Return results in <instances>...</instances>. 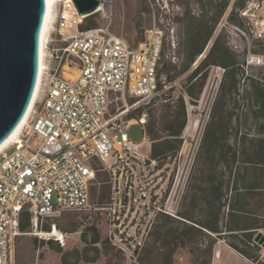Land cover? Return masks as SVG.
Listing matches in <instances>:
<instances>
[{
  "label": "built area",
  "instance_id": "2783aa9c",
  "mask_svg": "<svg viewBox=\"0 0 264 264\" xmlns=\"http://www.w3.org/2000/svg\"><path fill=\"white\" fill-rule=\"evenodd\" d=\"M112 3L100 0L96 13L110 18L112 11L104 8H112ZM263 3L251 0L241 10L249 30L227 20L220 25H230L246 39L248 51L241 64L246 71L264 67ZM57 6L40 94L18 136L0 152V264H13V245L22 233L24 213L36 230L39 221L65 211L107 210L108 238L117 246L135 249L159 212L179 217V191L176 194L169 186L168 167L180 160L181 153L143 161L139 143L129 134L133 124H148V108L161 93L163 51L175 29L155 28L141 41L131 42L114 33L110 24L84 28L86 16L80 15L73 0H58ZM252 37L263 41L262 51L253 50ZM66 65L79 75L64 76ZM95 164L109 174L110 195L107 204L93 207ZM55 228L53 224L52 231Z\"/></svg>",
  "mask_w": 264,
  "mask_h": 264
},
{
  "label": "rangeland",
  "instance_id": "374dc122",
  "mask_svg": "<svg viewBox=\"0 0 264 264\" xmlns=\"http://www.w3.org/2000/svg\"><path fill=\"white\" fill-rule=\"evenodd\" d=\"M212 2L215 3L214 1ZM215 12L216 8L213 4L209 3V0H113L110 18H106L102 13H98L94 21L100 25L110 24L111 30L114 33L124 36L131 42L145 38L149 34V30L173 27L175 35L169 38V43L167 42L168 44L165 49L166 56L164 57L165 61L172 64L173 61L176 62L178 60L173 55L177 56L178 50L182 51L185 48L188 27L191 25L199 31L202 26V20L204 18L208 20ZM261 12L264 17V3ZM227 15L228 13L218 23L215 29L216 33L212 37L213 42L220 31L221 23L226 19ZM256 28H261V25H257ZM221 36L224 46L233 50L238 55L239 60H242L245 55L246 39L241 34L235 33L230 25H227L223 29ZM56 43L54 41L51 47L55 46ZM234 44H237L238 48H234ZM251 44L256 49H262L260 42L253 37L251 38ZM193 67L172 84H167V87L164 88L167 91V95L157 96L153 99L148 108L149 121L147 126L142 127L139 124H133L129 129V134L133 140L139 143L138 150L142 155L141 159L144 161L145 158L152 156V143L147 137V129L151 120H154V117H157L159 126H165L169 129L161 132V135H167L170 140H175L172 139L175 137L171 133L183 124L180 136L182 144L179 150L181 158L174 166L171 163L172 165L168 167L172 171L169 186L170 188L175 187L174 192L176 194L179 191L180 204L178 213H180L184 209L185 196L190 189L191 171L196 162L200 147L203 144L208 124L213 119V113H215V125L212 128L214 136L218 133L223 134L222 130L226 128H229L230 133L242 130L256 133L261 130L262 164H249V168L245 171L243 181L241 182L247 187L257 186V189L247 192L240 199V203H244L248 211V216L238 214L235 221L241 226H244L247 222L252 224L264 223V113L262 112L261 117L253 116L250 113V107L247 102L248 96L254 97L255 86L252 85L253 83L250 79H247V81L243 79L239 86V94L230 91L229 85L222 93L220 84L225 69L222 66L212 64L209 66V77L204 92H202L203 94L199 99H195L186 92L187 85L191 84L188 82L187 75L193 70ZM218 71L220 76L216 77ZM72 72L73 70L69 73ZM244 73L245 76L255 77L262 84V91L264 90V69L253 68L248 71L245 70ZM164 78L165 76H163ZM172 85L175 86V89L171 94L172 96L168 97ZM193 89L196 94H199L200 87L198 84L193 85ZM181 94L184 96L185 110L179 98ZM237 100L238 105L236 104V106L239 108H234V102H237ZM217 101V108L214 111ZM235 113L243 115V126L236 123L235 116L233 117V124L226 125L227 118ZM185 144L189 145L186 153L183 152ZM207 147L212 148V141H209ZM250 154L253 157L254 153L252 151H250ZM254 156L258 158V155ZM206 159H208V155H206ZM219 170L221 169L219 168ZM241 174H243V171ZM235 176H238V173H236L234 168L230 178L231 182L234 181ZM108 178L109 174L101 172L98 178L94 180L91 196L93 207L98 205L102 194L110 192V185L105 181ZM96 212L97 210H92L88 214L87 212L65 211L59 216L46 217L44 220L45 224L48 218L50 222L55 221L66 227L80 224L76 232L62 231L65 235L63 245L57 241H54L53 244H47L41 240V238H52V235H48L46 231L41 229L42 220L39 221L36 230L34 227H29L27 231H22L14 241L12 250L13 264H61L62 253L58 251V247H62L64 250H73L75 248L83 250L84 258L78 264H139V257L143 246L145 244H155V236L151 231L152 229L145 234L143 244L138 247L136 252L134 246L126 245H115L102 249L100 243L97 245L98 250L91 243L86 244L81 239L80 234L83 228L94 224L101 232L103 238L108 236L109 212L107 210L102 214H97ZM196 212V215H202L199 208ZM158 221L159 218L156 216L153 222L156 223ZM90 238L91 234L89 235ZM213 238L216 240L211 253L207 250L210 237L206 235L200 236L197 244L178 247L173 255L172 264H257L230 245L228 240ZM231 240L241 247L248 249L253 254L259 252L261 258L264 259V228L256 229L253 232L252 241L255 246L249 245L247 238L244 240L240 237H235ZM157 245L160 246L159 244ZM197 245L200 249L196 248ZM257 246L260 249H257ZM149 262L150 264H159L156 257L150 259Z\"/></svg>",
  "mask_w": 264,
  "mask_h": 264
},
{
  "label": "trees",
  "instance_id": "16d2710c",
  "mask_svg": "<svg viewBox=\"0 0 264 264\" xmlns=\"http://www.w3.org/2000/svg\"><path fill=\"white\" fill-rule=\"evenodd\" d=\"M214 1L215 3H213ZM251 0H209V3L213 4L216 8L215 14L211 18H204L201 22L202 26L200 30L193 28L191 25L187 29V39L185 42L184 50H178L176 62L168 63L165 61L166 47L164 48L162 55V65L160 67V82L159 89L161 93L158 96L167 95V91L164 89L167 84H172L180 76L189 72L194 63L197 62L196 67L187 75L188 82L186 92L193 98L199 99L204 87L206 85L209 66L214 64L222 66L225 71L220 84V90L223 93L229 85L230 91L239 94L241 80L247 81L250 79L252 85L255 86L254 97L247 98L248 106L250 107V113L255 117H261L264 113V90L262 91V84L256 80L255 77L245 76V68L242 67V63L245 60L247 53V43L244 49L245 55L242 60H239L238 55L224 46L221 33L226 25L221 27L219 33L212 43L211 48L204 57H201L205 52L209 41L214 36L215 29L220 20L228 13L225 20L230 24L243 27L249 30L246 25V21L241 15V10L245 8ZM98 13H94L85 18L83 27L91 28L100 25L94 21ZM205 16V14H204ZM243 22V23H242ZM143 38L135 42L141 41ZM255 39V38H254ZM260 42L261 46L263 41L255 39ZM252 48L255 52H260L262 49ZM262 48V47H261ZM264 69V67H251ZM163 76L165 78L163 79ZM198 84L200 87L199 94L193 89V85ZM175 86L170 88L171 97ZM182 103V107L185 110L184 96H179ZM218 101L214 111L217 108ZM237 102H234V108H239ZM213 119L209 122L206 129L203 144L197 155L196 162L191 171L190 189L185 196V202L182 211L178 213L179 217L159 212V221L153 224L152 232L155 236V244H145L142 248V255L140 253L139 264H150L149 260L153 257L158 259L159 264H172L173 255L178 247L197 244L200 236L210 237V242L207 246V250L211 253L215 238L228 240L229 244L235 249L241 252L243 255L253 260L257 264H264V259L261 258L260 253L253 254L248 249L241 247L236 242L232 241V238L240 237L241 239L247 238L249 245L253 243V232L256 229L264 228V223H246L241 226L236 223L235 218L238 214L248 216V211L245 208L244 203H240V199L249 191L257 189V186L247 187L244 186L243 176L245 171L248 170L249 164H262V132L261 130L256 133L240 131L230 133L229 128L222 130L223 134H216L212 131L213 125H215V113H213ZM236 117V123L243 126V115L231 114L227 118V126L233 124V117ZM154 117L151 120L149 128L147 129V135L152 142V156L160 157L166 154H177L181 148L183 124L174 130L173 135L175 140H170L167 135H161V132L169 130L165 126H159L158 121ZM245 121V120H244ZM209 141H212V148H208ZM250 151L254 155H258L256 158L250 154ZM208 155V159H206ZM101 166L95 164L96 179L101 172L108 174L106 171L99 169ZM221 169L218 171V169ZM235 168L238 176L234 177V181L231 182L233 169ZM243 171V174H241ZM109 178L105 181H108ZM91 185V196L92 188ZM109 195L102 194L100 202L95 206H104L109 202ZM92 201V200H91ZM202 213L201 216L196 215V211ZM70 212H87L88 211H70ZM91 216V215H90ZM226 216V217H225ZM45 220V219H44ZM43 220L42 230L46 232L52 231L53 224L61 231H78L80 224L75 226L66 227L63 224L55 221L50 222L49 218ZM29 227H33L28 213H24L21 220V231H27ZM81 239L86 243H91L96 249L99 250L97 245L100 243L102 249L115 246L113 242L108 238H103L99 229L93 224L92 226H86L80 232ZM91 238L89 239V235ZM44 243L53 244L55 240L53 237L49 239H41ZM159 244L160 246H158ZM197 249H200L197 245ZM138 248L135 249V252ZM257 249H260L257 246ZM58 251L62 253L61 264H78L83 258V250L75 248L73 250H64L62 247H58ZM161 259V260H160ZM111 264V263H108Z\"/></svg>",
  "mask_w": 264,
  "mask_h": 264
},
{
  "label": "water",
  "instance_id": "95a60500",
  "mask_svg": "<svg viewBox=\"0 0 264 264\" xmlns=\"http://www.w3.org/2000/svg\"><path fill=\"white\" fill-rule=\"evenodd\" d=\"M73 1L81 16L100 8V0ZM49 14L50 0H0V147L18 130L34 98Z\"/></svg>",
  "mask_w": 264,
  "mask_h": 264
},
{
  "label": "bare ground",
  "instance_id": "6f19581e",
  "mask_svg": "<svg viewBox=\"0 0 264 264\" xmlns=\"http://www.w3.org/2000/svg\"><path fill=\"white\" fill-rule=\"evenodd\" d=\"M57 1L58 0H50V14H49V18H48V21H47L45 34H44L43 41H42V49H41V57H40V73H39L37 89H36L34 98L32 100L30 108H29L27 114L25 115L21 125L19 126L18 130L14 133V135L4 145H2L0 147V152L2 150H4V148L10 143V141H12L14 138H16L18 136V134L20 133V131L23 128L24 124L27 122V120H28L33 108H34L35 102L37 101V98H38V96L40 94V91H41V88H42V82H43V78H44V72H45V69L47 68V62H46L47 50H46V46H47V42L49 40V33H50V30H51L52 24H53V22L55 20V16H56V9L58 7L57 6ZM104 9H105L106 13H110L112 11L111 7H108V8L105 7ZM66 12H67V14L69 16L73 15V12L71 10H69V9H66ZM71 70H73V72L69 73ZM219 71L217 72L216 77L220 76ZM63 74H64V76H66L68 78H76L79 75V71L77 69H70L66 65L64 67V73ZM188 148H189V145L185 144V146L183 148V152L186 153L188 151ZM174 189H175V187H174ZM50 232L51 233H49L48 235L59 236V238H62L63 240H65L64 233L61 230H59L58 227H56L53 231H50Z\"/></svg>",
  "mask_w": 264,
  "mask_h": 264
},
{
  "label": "crops",
  "instance_id": "0c3cea01",
  "mask_svg": "<svg viewBox=\"0 0 264 264\" xmlns=\"http://www.w3.org/2000/svg\"><path fill=\"white\" fill-rule=\"evenodd\" d=\"M100 26V25H99ZM234 32H235V30H234ZM236 33V32H235ZM231 35H233V34H231Z\"/></svg>",
  "mask_w": 264,
  "mask_h": 264
}]
</instances>
